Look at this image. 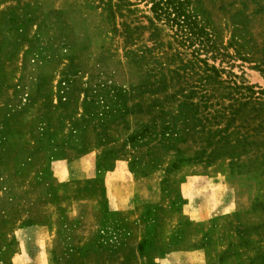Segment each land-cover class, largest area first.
Returning a JSON list of instances; mask_svg holds the SVG:
<instances>
[{"label":"rangeland","instance_id":"374dc122","mask_svg":"<svg viewBox=\"0 0 264 264\" xmlns=\"http://www.w3.org/2000/svg\"><path fill=\"white\" fill-rule=\"evenodd\" d=\"M130 1L146 25L141 16H151L149 2ZM200 4L218 41L241 38L249 54L234 55L229 47L231 57L212 58L208 51L199 59L233 73L237 83L251 86L253 99H264V0ZM124 20L108 21L87 0H0V264H264V144L242 156L239 168L230 169L221 157L139 174L128 162L147 163L150 147L124 140L153 116V96L135 95L127 104L139 102L141 112L123 119L81 121L87 89L136 85L147 70L168 67L166 56L175 51L133 49L151 42L138 29L126 43ZM176 50L187 61L195 49ZM64 73L68 83L58 84ZM196 79H174L167 91L198 86ZM214 103L209 97L201 113L213 116ZM250 117L238 118L231 129L261 122L264 130V116ZM74 121L80 137L70 141ZM214 123L211 117L205 126ZM193 140L177 147L191 154L203 145ZM102 155L105 169L96 168ZM144 235L153 244L140 255Z\"/></svg>","mask_w":264,"mask_h":264},{"label":"trees","instance_id":"16d2710c","mask_svg":"<svg viewBox=\"0 0 264 264\" xmlns=\"http://www.w3.org/2000/svg\"><path fill=\"white\" fill-rule=\"evenodd\" d=\"M87 1L92 6L100 7L105 12L107 20L112 23L116 17H124L125 20L121 22L122 35L129 45L135 39L132 36L138 29L146 30L151 45L148 47L142 45V48L133 49H175L166 56L168 67L147 70L144 81L136 85H128L126 88L102 85L98 88H89L84 92L81 117V121L84 122L95 118L103 122L123 119L125 115L141 112L139 102L127 104L135 95L145 92L153 96L148 106L153 116L148 122L139 124L125 136L124 144L131 147L146 145L150 147V159L147 163L140 160L128 162L132 172L145 174L156 166L165 164L163 172L170 173L183 164L199 162L209 164L221 157L229 160L230 169L231 166L239 168L243 166L241 157L251 148L258 152L260 145L264 144L263 123L245 125V130L241 132H234L231 126L238 118L242 121V118L248 117L249 113H251V119L264 116V99H253L251 86L237 83L233 73L208 65L205 60L198 57L200 52L209 51L212 52V58L220 57L221 60L223 57L232 56L227 51L229 47L233 48V54L237 56L247 55L249 50L238 41L241 38L236 37V39L233 35L226 45L218 41L216 31L207 19L200 0H147L150 4L151 16H141L147 22L146 25L139 23L138 16L135 14V4L130 0ZM157 23L166 26L169 34H165ZM112 29L115 30L114 27ZM163 35H166L168 39L163 40ZM185 48L195 49L192 51V59L187 61L181 59L180 51L176 50ZM127 53L134 55L138 60L142 58L141 55H137L136 50H128ZM176 58L179 61L177 65H174ZM225 72L228 75L222 78L221 74ZM69 75L62 74L58 84H67ZM192 76L197 77L194 81L198 83V86L188 85V89L179 87L173 91H167L169 82H173L174 79L188 81ZM210 85L212 88H208ZM243 89L247 91V94L242 93ZM62 93L65 94V91ZM260 93L262 94L261 91ZM195 95L199 97L197 101L193 100ZM60 97L66 99L64 95ZM209 97L216 98L214 104L218 106L212 110L213 116L209 115V118L212 117L215 122L213 129L205 126V124L208 125L209 112L205 111L203 114L200 111V108L203 110L208 108ZM57 100L60 102V98ZM170 100L174 102L171 103ZM223 100L228 102L225 103ZM155 108L158 109L155 111ZM77 124H79L78 121L72 122L68 133L70 141H76L80 137ZM203 131L205 137H199V135L193 137ZM187 138L202 142L203 145L193 150L191 154H186L184 150L177 147V144L184 143ZM106 151L115 154V150ZM53 155L55 152L50 151L49 156ZM261 156L262 154L256 153V157ZM103 160V155L98 157L96 168L105 169L106 162ZM99 171L98 168L97 173ZM30 223V220L24 222V224ZM150 244L153 243L144 235L137 244L139 254L143 255V250ZM168 247L169 243H166L165 248ZM1 254L0 251V256ZM145 264L156 263L148 261Z\"/></svg>","mask_w":264,"mask_h":264}]
</instances>
